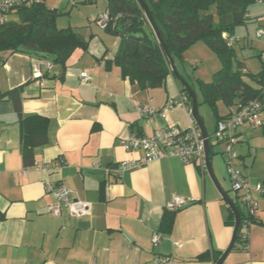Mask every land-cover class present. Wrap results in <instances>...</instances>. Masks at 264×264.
<instances>
[{
	"label": "crops",
	"instance_id": "obj_1",
	"mask_svg": "<svg viewBox=\"0 0 264 264\" xmlns=\"http://www.w3.org/2000/svg\"><path fill=\"white\" fill-rule=\"evenodd\" d=\"M45 4L59 12L47 0ZM83 6L69 9L65 24L57 17L60 28L71 27L87 41L86 49L77 48L65 68L49 62L51 57L29 51L0 52V92L19 90L18 101L0 98V264H154L157 255L173 256L183 264H216L217 255H222L219 252L231 243L235 225L229 221L232 209L207 168L202 170L178 157L125 166L142 160L145 151L125 148L124 138L169 126L188 128L196 122L191 107L178 104L185 94L177 77L172 72L162 86L147 89L131 82L121 67L108 64L120 48L121 37L97 19L107 7L90 16ZM262 20L258 16L257 28ZM253 43L237 37L234 48L244 71L258 74L264 47ZM213 54L198 41L184 52L183 62H176L194 83L199 101L202 95L196 81L212 78L196 76L190 65L196 63L199 69L200 61L213 58L214 74L220 69V59ZM251 57L258 58L253 69L247 65ZM83 71L90 80L82 79ZM246 80L256 88L264 87ZM169 101L177 104L167 108ZM138 103L163 109L165 115L143 116ZM218 106L225 117L229 107L221 101ZM33 116L48 119V141L43 145L28 142L33 164L26 165L24 130L38 127L36 121L24 119ZM216 125L215 118L214 131ZM233 137L238 154L234 163L246 176L258 206L256 221L244 227L247 248L238 243L223 264H264V190L255 188L258 183L264 188V126L244 123ZM226 141L215 142L225 162ZM214 149L213 144L210 159L215 176L235 200L241 192L233 190L227 168L220 165L223 159L213 157ZM47 183L67 185L73 199L91 204V213L75 216L65 207L54 213L57 200L47 192ZM176 196L187 203L176 209L171 232L163 233L160 224L167 203ZM155 233L161 235L158 245L152 243ZM206 253L207 259H198Z\"/></svg>",
	"mask_w": 264,
	"mask_h": 264
},
{
	"label": "trees",
	"instance_id": "obj_2",
	"mask_svg": "<svg viewBox=\"0 0 264 264\" xmlns=\"http://www.w3.org/2000/svg\"><path fill=\"white\" fill-rule=\"evenodd\" d=\"M252 1L256 0H145L176 62H183L184 52L198 41H203L219 57L222 65L213 74L212 80L196 81L202 95L199 105L207 104L217 122L224 118L219 112V101L230 107L239 101L264 98V87L256 88L246 80L249 78L264 85L262 54L259 56L263 68L260 73L253 74L244 71L243 63L236 59L234 48L235 28L249 21L248 5ZM107 11L110 15L107 29L121 37L120 48L114 60L108 64L114 63L121 67L123 75L141 89L162 86L168 74L172 73L170 62L141 3L138 0H108ZM13 14L16 19L0 23V52L29 51L39 57H51L49 62L53 61L65 68L67 60L77 48L87 47V41L71 27L60 28L57 25L60 13L45 3L20 6ZM232 38L235 43L229 45ZM179 83L190 108L191 96L180 81ZM192 86L195 87L194 83ZM18 93V88L0 92V98L11 97L18 101ZM28 121H36L35 128L38 129L24 130L26 165L33 164L28 142L31 141L32 145H43L48 141V119L33 116L24 119V122ZM212 154L213 151L210 157ZM235 202L242 219L234 247L239 243L242 249H246L248 236H244V224L249 222L250 225L256 221L255 214L251 216L243 208L244 204L239 197L235 198ZM175 215L176 210L165 211L160 224L163 233L171 232ZM229 221L235 225L232 210ZM219 257L217 255L216 259ZM207 258V253L198 257L199 260Z\"/></svg>",
	"mask_w": 264,
	"mask_h": 264
},
{
	"label": "built area",
	"instance_id": "obj_3",
	"mask_svg": "<svg viewBox=\"0 0 264 264\" xmlns=\"http://www.w3.org/2000/svg\"><path fill=\"white\" fill-rule=\"evenodd\" d=\"M45 1L0 0V23L8 21L10 15L20 6L45 3ZM97 19L101 25L107 26L110 21L109 12L106 10L99 13ZM257 34L258 36H264V18L257 29ZM234 43V38L229 40V45ZM261 54L264 58V51ZM47 64L50 65L49 63ZM81 77L84 81L90 80V75L87 71H83ZM175 104L177 102L169 101L167 108H173ZM178 104L186 105L187 97H181ZM137 110L143 116L154 115L156 113L165 115L163 109H158L149 103H138ZM247 122L255 126H264V98L250 99L243 102L239 101L231 105L228 114L217 122L214 137L218 143L227 140L224 154L228 174L232 181V188L236 192H241L239 199L245 204L247 212L252 216L256 212L258 202L250 191V185L248 184L246 176L234 163L238 154L233 148L235 143L233 133L239 126ZM122 144L127 149H143L145 151V157L142 160L125 163L126 167H138L145 162L164 157H178L187 164H196L202 170H206L207 168L205 138L196 122L188 128L169 126L147 135L132 134L124 138ZM255 188L259 191L264 190L262 183H258ZM46 190L52 193L57 200L52 208L54 213L60 212L62 207H65L75 216H86L91 213V204L73 199L71 197V189L67 185L47 183ZM186 203L184 199L176 196L172 201L167 203V209L176 210ZM248 225L249 222H246L244 227ZM244 236H247L245 230ZM160 241L161 235L155 233L152 237L153 245H158ZM177 245L182 246V243H177ZM153 262L154 264H183L173 256L164 255H157Z\"/></svg>",
	"mask_w": 264,
	"mask_h": 264
},
{
	"label": "rangeland",
	"instance_id": "obj_4",
	"mask_svg": "<svg viewBox=\"0 0 264 264\" xmlns=\"http://www.w3.org/2000/svg\"><path fill=\"white\" fill-rule=\"evenodd\" d=\"M47 4L52 7V6H56L59 9V23H66L67 22V17L69 16L68 14V10L71 9L72 7H74V5L76 7H74V9H78L80 7L83 6V10L85 12V14H88L90 16H92L91 14L93 12H98L99 8L103 10V8L107 7L108 4V0H47ZM98 14V13H97ZM248 14L250 16L249 21L246 24H242V25H238L235 28V37H240V39H242V41H245V38L248 39L249 42H254L253 44L256 47H264V36H258L257 34V21L256 19L258 18V16H262V18H264V0H256V1H252L249 3L248 5ZM10 19H16V15L12 14L9 17ZM64 20V22H63ZM62 26V25H60ZM244 38V39H243ZM238 46V45H236ZM250 49V48H247ZM214 53V52H213ZM214 59H217L218 56L217 54H213ZM212 58V57H209ZM213 59V58H212ZM212 59H207L208 61H200L199 63V69H197L196 67V63H193L192 65H190V70L193 74H196V76H202L203 78L210 80L213 77V62ZM219 62V68H221V62L220 60H218ZM190 62V61H189ZM258 62V58L256 57H251L249 59H247V65H249L250 68H254L255 66H257ZM191 63V62H190ZM199 70V71H198ZM188 76V75H187ZM187 78H189V80H191L192 82L193 79H191L192 77L188 76ZM201 98V97H200ZM202 100V99H201ZM221 109L222 111H224V106L221 105ZM200 111L202 116L205 119L206 122V126H207V130L209 133V136L211 138L212 143L214 144V150H215V154L214 156H219L220 159H223L221 167L223 170H226L227 165L226 162L222 156L221 153L217 152L216 150L219 149V147L217 145H215L216 142V138L214 137V119H215V115L212 111V109L207 105V104H201L200 105ZM244 206V205H243ZM244 208V207H243Z\"/></svg>",
	"mask_w": 264,
	"mask_h": 264
},
{
	"label": "water",
	"instance_id": "obj_5",
	"mask_svg": "<svg viewBox=\"0 0 264 264\" xmlns=\"http://www.w3.org/2000/svg\"><path fill=\"white\" fill-rule=\"evenodd\" d=\"M138 1L141 3L142 7L144 8L147 19H148L149 23L151 24L158 40L162 44V47L167 54L172 72L175 74V76L178 78V80L181 82V84L187 89V91L189 92V94L191 96V99H192V106H191L192 116L195 119V121L197 122V124H198L199 128L201 129L203 136L205 138V152H206V157H207L208 173L211 176V178L214 180V182H215L219 192L221 193L222 197L227 201V203L231 207V209L234 213V216H235V226H234V232H233V237H232L231 243L228 246V248L219 257V259L217 260V263H216V264H223L225 261V258L227 257L229 252L234 247L236 237H237V233H238V229L240 227V223H241V219H242V214H241L240 209H239L238 205L236 204L235 200L230 196L228 191H226L219 184V182L215 176V173L213 171L212 161L210 159V153L212 151L213 143L211 141V138L209 136L207 128L205 127L204 120H203V118L200 114V111H199V99H198V94L196 92V89L192 86V84L186 79V77L177 68L175 58L172 56V54L168 50V46L163 39L161 31L159 30V27H158L155 19L153 18L152 13H151L147 3L145 2V0H138ZM216 143H218L217 140H216Z\"/></svg>",
	"mask_w": 264,
	"mask_h": 264
}]
</instances>
